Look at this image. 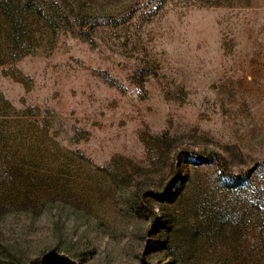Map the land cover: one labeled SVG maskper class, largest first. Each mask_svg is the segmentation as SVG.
<instances>
[{"label": "rangeland", "instance_id": "rangeland-1", "mask_svg": "<svg viewBox=\"0 0 264 264\" xmlns=\"http://www.w3.org/2000/svg\"><path fill=\"white\" fill-rule=\"evenodd\" d=\"M39 258L264 264V0H0V264Z\"/></svg>", "mask_w": 264, "mask_h": 264}, {"label": "trees", "instance_id": "trees-1", "mask_svg": "<svg viewBox=\"0 0 264 264\" xmlns=\"http://www.w3.org/2000/svg\"><path fill=\"white\" fill-rule=\"evenodd\" d=\"M209 159L216 162L219 166H221V168H223V170L226 169L225 161L222 158H220L219 156H216V157L209 156ZM243 181H244V179L241 177H230V183L234 187L241 185L243 183ZM55 260H58V259H55ZM31 264H49V263H48V260L43 259V258H39L35 261H32Z\"/></svg>", "mask_w": 264, "mask_h": 264}]
</instances>
